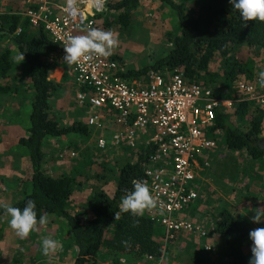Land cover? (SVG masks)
<instances>
[{
  "label": "trees",
  "instance_id": "1",
  "mask_svg": "<svg viewBox=\"0 0 264 264\" xmlns=\"http://www.w3.org/2000/svg\"><path fill=\"white\" fill-rule=\"evenodd\" d=\"M156 1L172 10L177 20L173 33L166 36L170 47L163 56L147 66L120 71L121 76L133 82L134 78L150 71L162 75L181 72L185 80L199 82L210 88L217 97L240 96L235 89L236 81H250L257 76L234 54L241 44H245L254 54L262 55L263 64L260 67L253 60L252 63L255 70H264V22H244L228 0ZM138 3L139 0H106L105 11L95 19L101 20V30H106L105 27L112 23L125 28ZM1 37H7L13 49L6 47L0 51V78L10 70L14 53H23L29 86L33 91L25 135L17 139L26 151L28 190L9 205L23 209L31 199L35 201L38 219L45 214L59 219L73 241L71 264L93 263L99 251L107 254L110 261L124 255L134 258L139 264H144L146 254L164 256L166 244L163 247L162 229L145 213L143 216L121 213L116 218L114 215L119 211L118 205L125 190L132 189V180L145 182L141 170L144 154L140 148L136 150L133 160L125 159L117 169L111 194L98 192L95 199L93 197L85 204L86 218L82 219L67 208L74 189V178L70 173L50 175L42 170V142L46 137L85 134L89 128L79 121L59 125L51 116L48 98L58 85L47 78V73L51 65L58 63L56 55L60 48L43 29L30 26L19 12L0 13ZM215 56L221 58L224 65L217 77V84L212 82L217 74L208 68L209 61ZM14 89L12 83L0 85V93L3 94ZM263 127L264 111L260 106L243 98L234 101L230 109L215 112L213 128L218 130L214 136L215 147L220 145L227 151L243 150L251 160L263 165L264 160L260 158L264 155V148L259 144ZM147 151L144 150L145 154ZM3 206H0V215H4ZM227 206L217 208L212 215L213 233L225 249L224 254L216 260L218 264H249L251 247L247 240L252 229L248 226V218L234 215ZM182 236L190 239L188 234ZM177 238L169 241L176 242ZM189 239H185L183 245L193 246ZM124 240L129 241L130 245H122ZM191 256L194 264H207L211 260L204 253Z\"/></svg>",
  "mask_w": 264,
  "mask_h": 264
},
{
  "label": "rangeland",
  "instance_id": "2",
  "mask_svg": "<svg viewBox=\"0 0 264 264\" xmlns=\"http://www.w3.org/2000/svg\"><path fill=\"white\" fill-rule=\"evenodd\" d=\"M23 7V0H0V13H17ZM176 24L177 20L173 11L166 6L156 0H139L137 8L125 28L113 23L105 27L106 30L112 31L118 38V45L112 50L111 54L118 69L121 71L139 69L163 56L170 47V41L166 39V36L173 33ZM6 43L7 40L1 37L0 51L6 47L13 49V46H10L9 43L7 46ZM234 54L257 75L259 69L255 70V64L252 63V60L260 67L263 64V57L260 53L254 54V51L248 50L245 44H241L236 48ZM58 63L64 66L65 73H63L65 75L61 78V82L57 83L56 90L48 98L51 116L59 125L72 123L76 117H78L79 122H84V117L89 113V110L85 105L81 106L76 101L74 94L77 87L66 68V63L64 61H58ZM222 67H224L223 60L217 56L209 61V70L217 74L212 82L217 84L218 81L216 80L222 71ZM147 74L148 72L137 78H143ZM205 77L208 79L207 76ZM6 83H12L15 89L9 93L11 97H7L9 94L0 93V96L5 100V102L3 100V104L5 103L4 109H9L13 113L18 111L16 117L23 129H26L33 91L29 86V79L23 61L12 58L10 70L6 76L0 78V85ZM209 85L214 88V85ZM6 98L10 99L6 101ZM67 102L73 110L66 105ZM111 126L113 128L117 127L113 123H111ZM104 130L108 131V129ZM98 135L90 129L85 134L77 136L78 139L73 135L55 138L46 137L41 147L43 152L41 168L45 173L50 175L70 173L73 176L74 189L67 208L73 211L74 214H79L82 219L87 216L86 211H84L85 204L93 197L95 199L98 192L111 194L114 188L116 171L129 155L124 148L97 150L94 146V139ZM261 135L262 142L260 146L264 148V127ZM142 139L145 140L144 135ZM24 150L19 144H16L4 150V153L0 155V171L2 172H0V175H14L18 179L17 188H15L17 194L19 192L25 193L28 190V174L26 177L24 174L17 173V169L15 170L12 167L11 161L9 163L7 161L8 158L19 161L21 157H26V151ZM63 151H73L74 155L70 157L67 153L62 158H58L57 154H61ZM207 151L209 153L208 166L200 171L204 178L201 181V196L197 204L188 210L187 217L194 219L204 227L212 226L213 213L216 212L217 208L228 205L227 208L234 215L239 214L248 218V226L252 230L264 227V218L259 224L251 222L254 210L257 208L264 209V164L261 165L257 160H251L243 150L227 151L219 145ZM262 158L264 160V155L260 159ZM19 169L22 170L23 168L20 167ZM257 170L261 172L258 174ZM4 178L7 181L2 182L0 179V183L4 185L6 190L3 189L4 192H2L0 199L8 200L11 198L13 201V191L9 186V178L5 176ZM47 216L49 219L46 225L38 226L26 239H20L15 231L8 226L9 217L5 214L1 215L0 260L9 258L11 260L10 264H23L26 261H29L27 264H32L34 260L37 261L38 258H41L43 261L47 259L48 264L71 263L74 257L72 238L63 224L59 223L54 216ZM45 237L58 240L63 245L62 249L47 256L43 255L41 242ZM185 239L189 238L182 236L177 242L169 241L166 243L162 264H170L172 260L179 264H194V258L191 255L195 256L199 253H204L211 259L207 264H218L216 258L225 252V249L220 245V240L214 233L207 239L213 245V251L210 253L202 250L201 242L195 237L190 236L189 239L193 244L192 248L187 244L183 245ZM99 252L101 259L90 264H109L108 255L102 251ZM32 256L33 258H31ZM118 260L116 259V261ZM121 260L119 261L120 263L123 262L122 264H139L137 260L130 258V256H125Z\"/></svg>",
  "mask_w": 264,
  "mask_h": 264
},
{
  "label": "built area",
  "instance_id": "3",
  "mask_svg": "<svg viewBox=\"0 0 264 264\" xmlns=\"http://www.w3.org/2000/svg\"><path fill=\"white\" fill-rule=\"evenodd\" d=\"M23 4L21 17L30 26L43 29L58 44L59 61H64L67 37L100 29L101 20L95 18L106 9V0H23ZM66 65L77 87L76 101L90 109L84 124L93 131L108 129L107 136L95 137V148H124L128 160L142 149L141 170L157 201V206L145 214L161 227L163 247L173 237L188 234L201 242L204 252H212L213 245L207 239L213 235V224L204 227L187 217V212L201 196L204 178L200 171L208 166L207 150L216 145L215 112L230 109L242 98L264 111V90L258 77L237 80L235 89L240 96L221 98L199 82L185 80L181 72L162 75L150 71L131 82L121 76L111 55ZM68 154L72 157L74 152ZM248 243L252 244L249 238ZM162 256L146 254L144 264H162Z\"/></svg>",
  "mask_w": 264,
  "mask_h": 264
},
{
  "label": "clouds",
  "instance_id": "4",
  "mask_svg": "<svg viewBox=\"0 0 264 264\" xmlns=\"http://www.w3.org/2000/svg\"><path fill=\"white\" fill-rule=\"evenodd\" d=\"M234 11H237L244 22L260 21L264 22V0H228ZM118 45V38L112 31L92 28L84 35L68 36L64 42L65 53L64 62L68 65H75L82 59L91 61L94 56L106 57L112 54ZM18 61L24 60V54L18 53L15 57ZM19 64V63H18ZM258 84L264 88V70L257 73ZM157 206V201L151 194V190L146 182L132 180V189L125 190V195L119 202V211L115 218L121 213H130L133 216H143L145 211ZM4 214L9 217L8 226L15 231L20 239H26L38 226L48 223V216L41 215L37 218L36 204L33 200H28L23 209L4 205ZM264 218V209L257 208L251 218L252 223L259 224ZM135 226V224H134ZM251 240V258L249 264H264V227H258L249 232ZM124 246H129L130 242H121ZM63 245L55 239L45 237L41 242L42 254L47 256L61 250Z\"/></svg>",
  "mask_w": 264,
  "mask_h": 264
},
{
  "label": "crops",
  "instance_id": "5",
  "mask_svg": "<svg viewBox=\"0 0 264 264\" xmlns=\"http://www.w3.org/2000/svg\"><path fill=\"white\" fill-rule=\"evenodd\" d=\"M56 1H60V0H56ZM4 38L7 40V43L5 45L8 46V39L6 37H4ZM16 56H17V54L14 53L13 59H15ZM63 68H64V66H62L60 63H56V64L51 65L50 68H49V70H48L49 72L47 73V78L49 80H51L52 82H55V83H58L59 84L61 82V78H63L62 77L63 72H64ZM9 82H11V81L9 80ZM76 90H77V88H76ZM11 92L12 91L6 93V95L9 94V93H11ZM7 97H11V95L9 94ZM7 99H10V98H6V101H7ZM3 100H4L3 97L0 96V155H2L4 153V150H7L8 148L12 147L13 145L18 144L17 139L19 137H22V136L25 135V132H24V129L25 128L23 129V126L20 125V122H19V120L16 117L17 114H18V111H16L15 113H13V112H10L9 109H3L2 110V106L5 105V103L3 104ZM4 102H5V100H4ZM66 105H68V102H67ZM68 107H70V109H72V106H69L68 105ZM86 107H87L88 110H90L88 106H86ZM77 111H79V110H77ZM76 116H77V114H76ZM75 121H79L78 120V117L75 118ZM69 123L70 122H68V124ZM82 123H84V122L82 121ZM94 132L97 133V134H100V133L107 134V131L106 130H103L101 132L93 131V133ZM68 135H71V134H68ZM74 136L77 137L79 135H74ZM76 139H78V137ZM261 142H262V135L260 137L259 144H261ZM67 153H68V151H63L61 154L58 153L57 156H58V158H62ZM59 155H61V156H59ZM10 161H11L12 167L15 168V170L17 169V171H16L17 173H19L21 175L24 174L27 177V174H28V170H27L28 164H27V159H26L25 156L21 157V159L19 161L18 160L15 161V159L8 158L7 163H9ZM0 166H1V163H0ZM8 166H9V164H8ZM20 167H22L23 169L20 170L19 169ZM260 172H261L260 170H257V173L258 174ZM4 176L7 177V178H9V181L8 182H9V186L11 187L10 189H12V191H13L14 200L12 201L11 198H9L8 200H6V199H0V206L12 204L13 202L17 201L21 197V195L23 194L21 192H19L18 194L15 193V191H16L15 188H17L18 179L14 175L11 176L9 174H4V175L1 174L0 175V179H1L2 182H6L7 181L4 178ZM28 178H29V176H28ZM3 189L6 190L5 187H4V185L0 183V198L2 197L1 196L2 192H4ZM70 212L73 213V211H71V210H70ZM55 219H57V218H55ZM57 220H58L59 223L62 224V222L59 219H57ZM177 237H176L177 238L176 239V242L179 241L178 239L180 238L179 236H177ZM31 258H33V256ZM124 258H125L124 255L118 256V259L120 261H122L121 259H124ZM98 259H101L100 254H97V256H95V260L94 261L95 262H98L99 261ZM72 260H73V258H72ZM119 260L118 261H110L109 264H122L123 262L120 263ZM28 262L29 261H26L23 264H27ZM10 263H11V260L9 258L8 259H1L0 260V264H10ZM35 263L36 264H48V260L46 259L45 261H43L41 258H38V260L37 261L34 260L32 264H35ZM69 264H71V263H69ZM170 264H179V263H177L176 261L172 260L170 262Z\"/></svg>",
  "mask_w": 264,
  "mask_h": 264
}]
</instances>
